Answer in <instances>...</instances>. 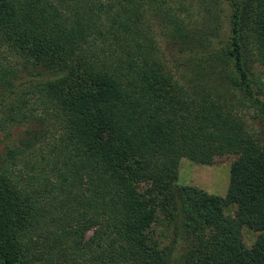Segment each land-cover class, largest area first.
<instances>
[{"label": "trees", "instance_id": "obj_1", "mask_svg": "<svg viewBox=\"0 0 264 264\" xmlns=\"http://www.w3.org/2000/svg\"><path fill=\"white\" fill-rule=\"evenodd\" d=\"M263 77L264 0H0V264H264Z\"/></svg>", "mask_w": 264, "mask_h": 264}, {"label": "rangeland", "instance_id": "obj_2", "mask_svg": "<svg viewBox=\"0 0 264 264\" xmlns=\"http://www.w3.org/2000/svg\"><path fill=\"white\" fill-rule=\"evenodd\" d=\"M195 8L196 7L192 9L191 13L193 16L196 15L194 19L196 21L198 19V8ZM200 19L201 18L199 17L196 22H199ZM159 43L161 49L168 55L169 52H171V49H169V43H167L164 38H160ZM260 70L261 69L257 68L258 73L261 74ZM1 136L2 135H0V138ZM233 159L234 157L232 156L218 157L211 165H201L193 163L187 159H181L178 168L177 185L193 187L211 195L224 197L229 183V169ZM234 212V205L224 208V213L226 215L232 216ZM162 222L163 220L160 217L157 222L156 231L163 232L165 230V226ZM256 237V232L250 230L248 227L242 228V240L247 248L253 247Z\"/></svg>", "mask_w": 264, "mask_h": 264}]
</instances>
